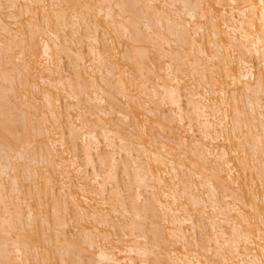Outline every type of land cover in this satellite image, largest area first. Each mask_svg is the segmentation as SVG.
Instances as JSON below:
<instances>
[{"label":"bare ground","instance_id":"1","mask_svg":"<svg viewBox=\"0 0 264 264\" xmlns=\"http://www.w3.org/2000/svg\"><path fill=\"white\" fill-rule=\"evenodd\" d=\"M0 264H264V0H0Z\"/></svg>","mask_w":264,"mask_h":264},{"label":"rangeland","instance_id":"2","mask_svg":"<svg viewBox=\"0 0 264 264\" xmlns=\"http://www.w3.org/2000/svg\"><path fill=\"white\" fill-rule=\"evenodd\" d=\"M257 61H255V63H256Z\"/></svg>","mask_w":264,"mask_h":264}]
</instances>
